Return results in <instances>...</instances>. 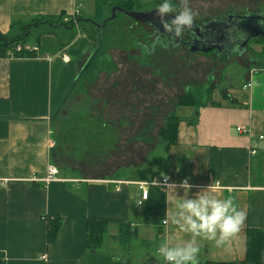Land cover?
<instances>
[{"label": "crops", "instance_id": "obj_1", "mask_svg": "<svg viewBox=\"0 0 264 264\" xmlns=\"http://www.w3.org/2000/svg\"><path fill=\"white\" fill-rule=\"evenodd\" d=\"M129 2L139 5L144 0H0V35L24 40L0 58L1 264H81L88 255L89 219L108 223L100 254L124 264H163L156 253L159 243L173 234L188 239L162 222L166 209L173 207L170 199L166 202V187H150L146 202H134L141 199L138 183L165 179L177 186L178 197L184 195L178 185L187 181L188 198L218 182L221 198L231 197L245 212L240 233L227 250L199 242L197 264H251L247 262L250 231L264 233L263 66L245 68L242 84L228 82L211 98L216 103L197 108L191 120L180 117L178 142L163 150L159 172L147 179L92 180L62 172L52 162L66 99L99 47L93 32L98 34V27L110 22L115 7ZM76 11L74 27L57 23ZM239 15L264 17V11ZM176 45L167 43L166 48ZM33 48L37 50L29 51ZM22 51L35 57L16 56ZM64 54L70 62L63 61ZM238 127L247 129V134L239 133ZM50 165L58 175L47 184ZM49 216L63 221L52 244L47 242ZM122 224L136 229L137 238L125 244L114 240Z\"/></svg>", "mask_w": 264, "mask_h": 264}, {"label": "rangeland", "instance_id": "obj_2", "mask_svg": "<svg viewBox=\"0 0 264 264\" xmlns=\"http://www.w3.org/2000/svg\"><path fill=\"white\" fill-rule=\"evenodd\" d=\"M159 2L144 0L136 8L149 13ZM173 5L178 7L179 0H173ZM188 6L195 13L194 24H205L231 12L260 13L264 0H188ZM117 16L106 29L102 48L111 57L112 73L80 83L62 111L52 162L69 175L92 180L104 176L147 179L159 172L165 147L160 132L175 111L191 120L198 110L197 106L180 107L182 96L193 92L214 104L211 98L228 82L243 83L245 68L264 67L263 38L252 41L243 56L189 54L183 43L168 48L157 45L153 51L145 47L156 34L150 23ZM182 38L189 40L186 33Z\"/></svg>", "mask_w": 264, "mask_h": 264}, {"label": "clouds", "instance_id": "obj_3", "mask_svg": "<svg viewBox=\"0 0 264 264\" xmlns=\"http://www.w3.org/2000/svg\"><path fill=\"white\" fill-rule=\"evenodd\" d=\"M170 14L169 19H165ZM155 16L163 29L158 30L146 49L155 50L157 45L166 46L161 39L163 36L175 42L182 34L193 27L195 13L189 8L188 0H179V6L174 7L173 0H160L155 6ZM166 180V179H165ZM184 195L177 196V186L167 185L166 202L173 203L171 210L166 209L162 222L175 226L180 233L186 234L188 239H177L175 234L159 243L157 256L162 258L163 264H197L200 251V241L211 242L216 248H227L237 235L245 220V212L239 209L231 197L221 198L220 185L212 182L188 198L190 185L187 181L179 185ZM143 199L134 203L139 205ZM264 259V255H262Z\"/></svg>", "mask_w": 264, "mask_h": 264}, {"label": "trees", "instance_id": "obj_4", "mask_svg": "<svg viewBox=\"0 0 264 264\" xmlns=\"http://www.w3.org/2000/svg\"><path fill=\"white\" fill-rule=\"evenodd\" d=\"M136 3H126L120 8L124 11H138L136 8ZM118 14H123L122 12H117ZM124 15V14H123ZM125 16V15H124ZM127 17V16H125ZM118 16L114 20L107 22L105 26H100L101 31L93 32L94 37L97 39L99 47L93 57H91L86 63L84 69L80 73L79 77L76 80V85L71 91L70 95L66 99L69 100L72 97L74 90L80 83H83L84 80H89L92 78H99V76L103 73H112V60L111 57L103 51V43L105 40V32L108 28L109 24L117 21ZM77 21L80 23L81 20ZM58 24H62L68 27H74L73 23H66L63 19L57 22ZM96 29V28H95ZM93 31V30H92ZM97 35V36H96ZM24 40L20 39H8L5 36L0 35V58H6L8 54L14 49V47L23 43ZM174 45H179V41L172 42ZM18 57H35L34 53H30L28 51H22L17 53ZM208 103V98L201 99L195 97L194 93L186 94L184 97L182 96L179 100L180 107H195L199 108L200 106L206 105ZM171 122L160 132V137L162 138L163 144L165 145L164 149L166 151L172 145H175L178 142V127L180 124V117L176 114L172 116ZM48 223V232H47V242L48 244H52L56 241L57 236L62 227V219L56 216H49L46 219ZM107 225L108 223L102 220L89 219L87 222V236H86V248L88 251V255L85 257L81 264H124L116 258H112L109 256H105L99 253V250L102 249L103 244L107 235ZM137 238L136 229H131L130 224H122L120 226V234L118 237H113L114 240H120L122 243H128L131 240ZM248 260L247 262L251 264H264V259H262V255H264V233L252 230L250 231V236L248 237ZM1 264V263H0Z\"/></svg>", "mask_w": 264, "mask_h": 264}, {"label": "water", "instance_id": "obj_5", "mask_svg": "<svg viewBox=\"0 0 264 264\" xmlns=\"http://www.w3.org/2000/svg\"><path fill=\"white\" fill-rule=\"evenodd\" d=\"M117 12H122L125 16L134 19L136 22L153 21L158 19L155 16V10L149 13H141L137 11L126 12L120 7H115L112 11V16L108 21L114 20L116 18ZM237 17H239L240 19V26L227 22V27L222 28L221 31L217 32L214 25L218 22L211 21L213 23L210 22L200 25V29L198 28V26L193 24V27L191 29H188V31H192L194 29L197 33H200L203 30V25L206 27H204L205 30H209L208 33L210 35V39L206 43V47L209 45L211 46L208 49H202L201 52H203L204 54L213 51H216L218 55L224 53L229 54L231 51H238L239 54H242L245 52L246 46L248 45L250 40L264 35V17L254 15ZM169 18L170 14H167L165 19ZM229 19H233V17H230ZM179 44H181L180 41ZM195 52H199L198 49H194V46L190 44L189 54H194Z\"/></svg>", "mask_w": 264, "mask_h": 264}, {"label": "flooded vegetation", "instance_id": "obj_6", "mask_svg": "<svg viewBox=\"0 0 264 264\" xmlns=\"http://www.w3.org/2000/svg\"><path fill=\"white\" fill-rule=\"evenodd\" d=\"M229 16L230 17H233V19H229L230 18ZM237 16H241V15H239V14H228V15H226L225 18L223 17L221 19H218L217 20L218 23H216L215 25L213 24L214 27H216L215 30L218 32V31H221L222 28H226L227 27V24H228L227 22L232 23V24H237V26L238 25L240 26V23H239L240 22V19ZM142 22L150 23L156 31L158 30L161 34H163V29H162V27H161V25L159 23V19L153 20V21H141L139 23H142ZM202 24H204V23H202ZM202 24L200 23V24H195V25L198 26V28L200 29L199 26L202 25ZM202 27H203L202 28L203 30L200 33H197L196 30H194V29L192 31L186 30L184 33L187 34V37L189 38V40H184L182 38V36H183V34H182V36L177 41H180L181 43H183L188 48V50L190 49V44L194 46V49H198L199 52H201L202 49H208L211 46V45H209V46L206 47V43L210 39V35L208 33L209 30L208 31L205 30L204 29V27H205L204 25ZM161 39L165 42L166 45H167V43H172L173 42V41H171L168 38V36H163V37H161ZM257 39H259V38H255V39L250 40L249 43H248V45L246 46L245 52L242 53V54H239L238 51H231L229 54H225L224 53V54H220V55L237 54L239 56H243L246 53L247 47L249 46V44L252 41L257 40ZM168 45H170V44H168ZM162 47L166 48V46H162ZM199 52H195V53H199ZM213 52H215L218 55V53L216 51H213ZM201 53L204 54L203 52H201Z\"/></svg>", "mask_w": 264, "mask_h": 264}, {"label": "built area", "instance_id": "obj_7", "mask_svg": "<svg viewBox=\"0 0 264 264\" xmlns=\"http://www.w3.org/2000/svg\"><path fill=\"white\" fill-rule=\"evenodd\" d=\"M79 16V12L76 11L74 13L71 14V16L65 20L66 23H76V18ZM21 49L19 48L18 51H20ZM37 49H29V51H36ZM63 61L64 62H70V57L66 54L63 55ZM237 131L241 134H247L248 130L242 127H238ZM53 147L55 146V143L52 141L51 144ZM255 153V152H254ZM58 175V170L56 167L50 165L48 167V173H47V177L46 179H44V181L49 184L53 181L56 180V176ZM38 180V179H36ZM127 183V182H126ZM121 184V183H120ZM172 184L169 180H162V181H158V180H154L152 182L149 183H138L137 186L139 188V191L141 193V199H143V202H146L148 199V195H149V188L153 187V186H164L167 187V185ZM179 186V185H178ZM143 202L140 204L142 205ZM164 224V223H163ZM166 225V224H164Z\"/></svg>", "mask_w": 264, "mask_h": 264}]
</instances>
